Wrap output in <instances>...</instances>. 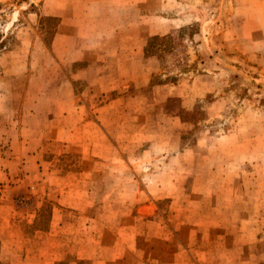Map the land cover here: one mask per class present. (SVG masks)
<instances>
[{"label": "rangeland", "instance_id": "rangeland-1", "mask_svg": "<svg viewBox=\"0 0 264 264\" xmlns=\"http://www.w3.org/2000/svg\"><path fill=\"white\" fill-rule=\"evenodd\" d=\"M0 237V264H264V0H0Z\"/></svg>", "mask_w": 264, "mask_h": 264}, {"label": "crops", "instance_id": "crops-1", "mask_svg": "<svg viewBox=\"0 0 264 264\" xmlns=\"http://www.w3.org/2000/svg\"><path fill=\"white\" fill-rule=\"evenodd\" d=\"M0 241L2 242V243H0V254H2L3 252H4V250H5V244H4V241L2 240V238L0 237Z\"/></svg>", "mask_w": 264, "mask_h": 264}, {"label": "trees", "instance_id": "trees-1", "mask_svg": "<svg viewBox=\"0 0 264 264\" xmlns=\"http://www.w3.org/2000/svg\"><path fill=\"white\" fill-rule=\"evenodd\" d=\"M160 38H161V37H159V36H157V37H154V38H153V42H152V43H156L157 41H159V40H160ZM152 46H153V44H152Z\"/></svg>", "mask_w": 264, "mask_h": 264}]
</instances>
